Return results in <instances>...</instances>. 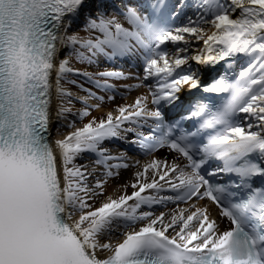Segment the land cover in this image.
I'll list each match as a JSON object with an SVG mask.
<instances>
[{
	"label": "snow or ice",
	"instance_id": "6c2138e0",
	"mask_svg": "<svg viewBox=\"0 0 264 264\" xmlns=\"http://www.w3.org/2000/svg\"><path fill=\"white\" fill-rule=\"evenodd\" d=\"M186 9L193 13L187 23L171 27L170 18ZM81 16L87 36L69 32ZM193 40L203 47L189 56ZM169 42L172 52L164 47ZM63 48L68 53L60 59ZM238 56L247 66L234 79L226 69L203 86L224 94L221 102H198L182 117L200 118L193 131L165 119L164 105L179 101L182 86L201 88L202 74L224 61L230 68ZM73 58L88 65L138 58L141 83L121 87L139 88L149 78L155 83L147 95L85 123L105 96L69 75L107 93L115 89L110 80L129 74L81 71L71 66ZM62 81L87 96H74ZM73 98L85 107L73 112ZM92 99L97 103L88 104ZM69 114L82 126L68 121ZM61 120L58 134L72 130L50 141L53 121ZM149 120L146 135L124 127ZM206 131V142H198ZM126 132L136 133L130 143L145 154L166 147L184 165L155 156L143 165L136 161L131 194L123 184L105 195L109 181L130 165L126 153L113 155L103 144L124 140ZM85 153L95 156L91 169L76 163ZM213 159L223 167L208 177L235 179L214 184L201 175ZM165 191L171 194L161 195ZM204 199L227 218L228 230L219 231L206 207L190 203ZM169 202L188 207L152 210ZM0 264H264V0H0Z\"/></svg>",
	"mask_w": 264,
	"mask_h": 264
},
{
	"label": "bare ground",
	"instance_id": "6f19581e",
	"mask_svg": "<svg viewBox=\"0 0 264 264\" xmlns=\"http://www.w3.org/2000/svg\"><path fill=\"white\" fill-rule=\"evenodd\" d=\"M194 18V17H193ZM208 19L210 20V16L208 17ZM185 23H187V18L186 19H183L179 25H177L176 27H179V26H182L184 25ZM206 31L210 32L212 30L211 26L210 25H202ZM169 44V48H168V51L172 52L175 50V47L173 46L172 43H168ZM177 46L179 47H184L183 43H179ZM203 47V42L202 41H191L190 43V46H189V52H188V55L191 56V55H195L197 50L202 48ZM68 53V49L67 48H63L62 51L60 52L59 54V58L60 59H63L64 56H66ZM191 67L193 68H196L197 65L195 64V62H192L190 61L189 62ZM72 67L74 68H77V69H80L81 71H88V72H95L93 69H91V67H88V66H80V67H75L74 64H71ZM141 68V67H140ZM144 75V72L143 70L141 72H139L138 74L135 75V78L133 77H130L129 79H124L123 83H127V84H131V85H135V84H138V83H141V78L143 77ZM203 75V74H202ZM201 75V76H202ZM202 78V77H201ZM83 77H79V76H75L73 75L70 80H76L77 81V84H80V83H83L84 84V87L86 88V84L84 83V81L82 80ZM129 80V81H128ZM126 81V82H125ZM62 83L64 84V87L67 88L69 91H71L74 96H87V93L80 90L77 85L75 84H68L66 82H63ZM155 83V80L152 79V78H149L147 81H145L141 87L139 88H136V87H133L131 89H123L122 88V93L120 96H114L115 99L112 100V101H108L107 100V96L108 95H111L109 93H101V94H97V95H103L105 96V100L101 103V107L100 108H90L89 111L91 113V115L85 119V123L87 122V119H91L92 116H95L97 118H101L104 116V114L107 112V111H114V109L116 108L117 105H120V104H124V103H132L135 98L139 95H147L148 94V88H147V85H152ZM190 90L188 89L187 86H182L180 91L177 93V95L179 96V101H183V99L185 98L184 96L189 92ZM151 97L149 96V99ZM57 101L55 99V95H53V109H55V105H56ZM97 103V101L95 99H92V100H89L88 101V104H95ZM72 107H73V112H75L76 110L78 109H81L83 107H85V104L84 102L78 100V99H75L73 98L72 99ZM149 107V106H148ZM150 108V107H149ZM115 114V112H114ZM241 119H243V114H241ZM67 120L68 121H75L76 125L77 126H82L81 125V122L79 120L76 119V117L72 114H69L67 116ZM64 121L61 120V121H53V124H52V130H55L56 132V138L52 139V141L54 142L56 139H61L63 138V135L67 134L68 131H71L72 129H69L67 127L65 128H62L58 134L57 132V128L59 127L60 124H62ZM132 126H135L134 124H125V127H132ZM53 147H55L54 143H53ZM153 156H155L157 159H161V160H167L169 163H172V162H175L177 164H180L181 165V160L180 158L174 154V153H170L168 151H166L165 149H159L157 150L156 152L144 157V158H141V159H138L136 161H140V164L143 165L144 163L148 162ZM136 161L132 162V163H129L130 167L127 168V169H120V175L118 178H115V179H112L109 181L108 185H107V189H106V193L105 195H110V194H113V191L114 189L118 186V185H123V184H128L129 186L127 187L126 191L128 194H131L132 192V188L130 186V183L131 181L134 179V172L137 171V166H136ZM76 163L77 164H81L80 161H77L76 160ZM92 183H94V178L93 177H89V184L91 185ZM121 191H124V189H121ZM161 195H170L168 193V191H165V192H162ZM104 199L103 196H101L99 198L100 201H102ZM190 203H195L197 206H201V207H206L209 211V214H210V217L212 219H215L216 222H217V226H218V229L219 231H225L227 230L229 227L227 225V223L222 219V217L212 208L210 207L208 204L202 202L201 200L199 201H192ZM96 206H99V201L96 202ZM178 207H188V204L187 203H180V204H176V203H172V202H169L167 205H158V206H154L153 207V211L156 213V214H159V212H169V211H172V210H175L177 209ZM145 210H148V209H145ZM169 235H172L171 232H169ZM122 237H114L110 242L112 243H115V242H118L119 239H121ZM107 239V238H106ZM108 253H101V255H107Z\"/></svg>",
	"mask_w": 264,
	"mask_h": 264
},
{
	"label": "rangeland",
	"instance_id": "374dc122",
	"mask_svg": "<svg viewBox=\"0 0 264 264\" xmlns=\"http://www.w3.org/2000/svg\"><path fill=\"white\" fill-rule=\"evenodd\" d=\"M69 32H78L80 35L82 34L81 30H77L74 25L71 26V28L69 29ZM54 134L56 135L55 130H54ZM55 135H54V138H56Z\"/></svg>",
	"mask_w": 264,
	"mask_h": 264
}]
</instances>
